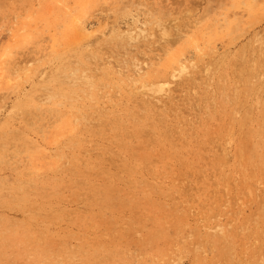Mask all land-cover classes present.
I'll return each mask as SVG.
<instances>
[{
  "label": "rangeland",
  "instance_id": "1",
  "mask_svg": "<svg viewBox=\"0 0 264 264\" xmlns=\"http://www.w3.org/2000/svg\"><path fill=\"white\" fill-rule=\"evenodd\" d=\"M0 264H264V0H0Z\"/></svg>",
  "mask_w": 264,
  "mask_h": 264
},
{
  "label": "bare ground",
  "instance_id": "2",
  "mask_svg": "<svg viewBox=\"0 0 264 264\" xmlns=\"http://www.w3.org/2000/svg\"><path fill=\"white\" fill-rule=\"evenodd\" d=\"M182 71H185V69H183ZM180 73V72H179ZM182 75H174L173 76V79H176V80H178V78H180ZM239 160V159H238Z\"/></svg>",
  "mask_w": 264,
  "mask_h": 264
}]
</instances>
